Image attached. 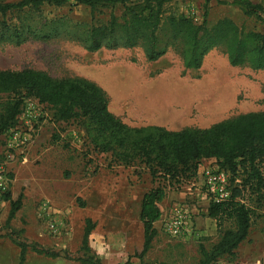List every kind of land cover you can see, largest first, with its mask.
<instances>
[{
  "label": "rangeland",
  "instance_id": "1",
  "mask_svg": "<svg viewBox=\"0 0 264 264\" xmlns=\"http://www.w3.org/2000/svg\"><path fill=\"white\" fill-rule=\"evenodd\" d=\"M236 0H173L168 13L203 20L207 27L219 20L232 21L243 33H261L263 24L247 16ZM264 6V0H247ZM120 6L100 8L91 20L90 9L70 2L61 8L45 6L40 13L18 16L36 34L55 29L57 36L43 41L32 36L7 39L0 45V71L34 70L54 79L78 78L97 85L105 94L109 111L130 128L157 126L169 131L207 129L246 113H264V70L248 65H229L224 49H211L199 70L185 71L177 51L168 49L156 62L146 61L141 49H102L88 53L81 38L92 25L119 21ZM33 14V15H32ZM206 14V17L204 15ZM31 16V18H30ZM30 19H29V18ZM166 42L165 38L162 37ZM7 96H0L4 102ZM29 99L24 100L26 103ZM45 107L33 143L22 156L6 164L11 178L9 201L0 210V264H18L19 249L5 237L10 203L21 197V207L9 223V231H22L21 239L63 256L51 259L28 250L23 264H80L74 260L80 247L85 220L95 225L89 246L104 264H198L199 248L210 249L220 237L216 222L206 217L209 202L203 194V177L181 178L178 183L153 180L142 167L125 168L110 154L99 153L88 144L76 121L54 122ZM0 140V155H2ZM203 168H215L214 160H203ZM162 186L166 193L161 216L181 203L192 216V235L170 239L156 235L142 262L134 258L142 250L140 201L149 189ZM253 195L255 211L249 235L233 259L214 264H264V194L260 203ZM48 202L55 215L56 232L47 230L40 204ZM227 223L222 230L227 229Z\"/></svg>",
  "mask_w": 264,
  "mask_h": 264
},
{
  "label": "trees",
  "instance_id": "2",
  "mask_svg": "<svg viewBox=\"0 0 264 264\" xmlns=\"http://www.w3.org/2000/svg\"><path fill=\"white\" fill-rule=\"evenodd\" d=\"M172 1L0 0V45L7 39L20 40L22 35L43 41L57 36L50 27L47 32L36 34L33 27L25 24L24 19L21 23L18 16L16 22L9 23L8 18L14 15L36 14L45 6L61 8L74 2L89 8L93 21L98 9L120 6L123 9L120 21L110 15L108 22L100 25L92 22L85 31L81 44L86 52L139 48L146 61L153 63L168 49H173L187 71L199 70L208 52L221 47L230 66L248 65L254 70H264V6L252 5L247 0L235 1L245 15L255 16L263 24L261 33H243L228 19L219 20L209 28L205 20L195 24L190 18L168 13ZM0 96H7L0 102V140L17 125L24 100L35 99L52 110L54 122L73 120L80 124L85 140L95 151L110 154L115 163L125 168L142 167L153 180L178 183L181 178H194L201 161L214 160L220 170L229 173L231 192L228 200L208 204L206 217L216 222L220 237L210 249L200 246L198 264L233 259L246 241L255 216L250 207L252 197L256 196V203H260L264 194V113L242 114L207 129L130 128L109 111L105 94L94 83L78 78L54 79L34 70L0 71ZM2 159L0 155V161ZM165 196L164 188L159 185L141 198L139 220L143 245L134 255L140 262L156 235L153 225L160 220L158 206ZM9 199L8 193L5 200ZM20 207L21 197L10 203L5 223V237L20 250L18 264L24 263L28 250L51 259L63 256L70 260L71 256L65 252L24 241L20 238L22 231H9V223ZM225 223L229 227L222 230ZM94 229L92 221L85 220L74 258L80 264H104L89 246ZM124 264L132 263L128 260Z\"/></svg>",
  "mask_w": 264,
  "mask_h": 264
},
{
  "label": "built area",
  "instance_id": "3",
  "mask_svg": "<svg viewBox=\"0 0 264 264\" xmlns=\"http://www.w3.org/2000/svg\"><path fill=\"white\" fill-rule=\"evenodd\" d=\"M46 105L35 99L24 103L18 117L17 125L2 137V161H0V210L4 206L5 196L12 183L6 164L14 155L22 156L33 143L37 134V125L44 118ZM203 194L205 200L222 203L229 199L231 183L229 173L215 168H202ZM238 182V181H237ZM40 212L46 215L47 230L56 232V223L50 216L55 215L48 202L40 204ZM192 216L186 205L174 204L165 216H161V231L170 239H186L192 235Z\"/></svg>",
  "mask_w": 264,
  "mask_h": 264
},
{
  "label": "crops",
  "instance_id": "4",
  "mask_svg": "<svg viewBox=\"0 0 264 264\" xmlns=\"http://www.w3.org/2000/svg\"><path fill=\"white\" fill-rule=\"evenodd\" d=\"M202 168H203V167H201V166L198 167L196 177H197V176L199 177V176L201 175ZM165 198H166V196H165ZM165 198H164V199H165ZM163 204H164V200L162 201L161 204H159V206H158V207H159V210H161V207H162ZM82 235H83V231H82ZM82 235H81V238H82ZM90 236H91V235H90ZM80 242H81V241H80Z\"/></svg>",
  "mask_w": 264,
  "mask_h": 264
}]
</instances>
